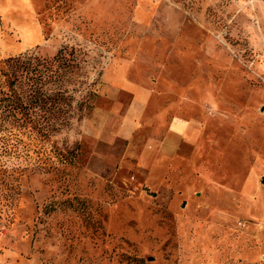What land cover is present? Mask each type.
Masks as SVG:
<instances>
[{
	"label": "rangeland",
	"instance_id": "374dc122",
	"mask_svg": "<svg viewBox=\"0 0 264 264\" xmlns=\"http://www.w3.org/2000/svg\"><path fill=\"white\" fill-rule=\"evenodd\" d=\"M61 48L95 97L5 156L0 264H264V0H0V62Z\"/></svg>",
	"mask_w": 264,
	"mask_h": 264
},
{
	"label": "trees",
	"instance_id": "16d2710c",
	"mask_svg": "<svg viewBox=\"0 0 264 264\" xmlns=\"http://www.w3.org/2000/svg\"><path fill=\"white\" fill-rule=\"evenodd\" d=\"M77 69L74 52L66 48L49 57L25 52L0 62L1 184L12 185L13 175L21 173L6 165L10 151H19L25 139L49 140L89 107L94 93L76 99Z\"/></svg>",
	"mask_w": 264,
	"mask_h": 264
}]
</instances>
